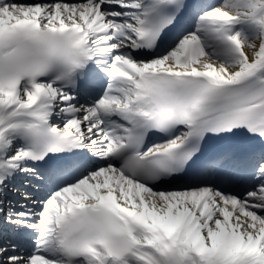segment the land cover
<instances>
[{
  "label": "snow or ice",
  "instance_id": "snow-or-ice-1",
  "mask_svg": "<svg viewBox=\"0 0 264 264\" xmlns=\"http://www.w3.org/2000/svg\"><path fill=\"white\" fill-rule=\"evenodd\" d=\"M0 264H264V0H0Z\"/></svg>",
  "mask_w": 264,
  "mask_h": 264
}]
</instances>
